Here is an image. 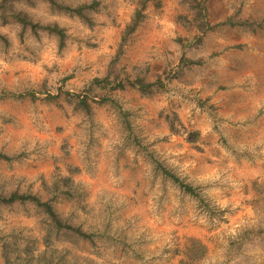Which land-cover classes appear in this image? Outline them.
Listing matches in <instances>:
<instances>
[{"label":"rangeland","instance_id":"rangeland-1","mask_svg":"<svg viewBox=\"0 0 264 264\" xmlns=\"http://www.w3.org/2000/svg\"><path fill=\"white\" fill-rule=\"evenodd\" d=\"M141 2L98 0L93 28L53 14L45 0L17 4L36 21L58 22L67 37L60 50L46 33L27 31L20 39L19 25L0 27L10 42L0 43V151L12 156L0 159V186L47 199L44 181L53 173L79 184V198L53 204L95 235L93 242L55 240L53 254L63 264H184L190 238L207 246L191 264H264V234H256L264 229V139L224 131L231 108L225 99L212 102L204 88L217 71L232 80L264 66V0H207L209 26L194 21L189 3L148 0L144 19L113 63ZM229 17L241 23L223 25ZM178 42L204 45L191 50L202 62L185 74L191 84L164 76L163 87L142 95L137 88L92 81L111 73L130 80L143 74V64L169 70L179 61ZM84 96L92 116L76 107ZM105 98L129 110L131 131ZM131 135L141 136L164 166L200 188L203 202L158 172ZM45 222L32 203L2 206L0 264H8L4 254L16 257L27 245L34 256L43 251Z\"/></svg>","mask_w":264,"mask_h":264},{"label":"trees","instance_id":"trees-1","mask_svg":"<svg viewBox=\"0 0 264 264\" xmlns=\"http://www.w3.org/2000/svg\"><path fill=\"white\" fill-rule=\"evenodd\" d=\"M50 10L53 14L56 15H65L69 17L78 18L84 25L89 28H93L96 25V20L94 18V13L99 10L98 0H88L85 2H70L67 0H45ZM185 3H189L193 7L192 17L194 21L201 22L203 25L209 26L210 22L206 14V2L207 0H181ZM148 0H142L140 7H137L133 13V16L130 22L126 25L124 32L122 34L121 44L119 50L116 52L111 62L115 63L121 59L123 53V46L126 44L128 37L134 33L140 22L144 19V9ZM30 4L35 5L36 0H0V27L5 26L11 23L17 24L20 26L19 36L20 39L24 34L29 31L34 36H40V33H46L50 36H53L57 40V48L63 49L66 45L67 31L61 26L58 22H48L42 23L34 20L29 14L18 8L17 4ZM223 25H228L230 27H235L241 23V21H235L230 17L222 22ZM242 25L250 27L251 24L248 21H242ZM0 43L2 46L9 45V39L7 35L1 32L0 30ZM193 46V44H195ZM178 42L179 47L177 52L179 53V61L177 64L169 65V70H161L164 72H159L157 68L153 67L151 64H143L140 71L143 74L137 73L132 79H116V74L112 79L110 75L103 78H94L92 81L94 83L101 84H111L117 88L126 89L137 88L142 95H148L152 93L154 87H163L164 80H169L171 78H181L183 79L185 74L189 71H192L196 65L202 64L200 58L197 55L191 54V50L197 48H203L201 42ZM200 46V47H197ZM190 53V54H189ZM191 55V56H188ZM194 55V56H193ZM162 56V54H161ZM193 56V58H191ZM156 58V57H155ZM154 58V59H155ZM142 64V63H140ZM127 65V64H124ZM139 65V63H138ZM124 70V66L122 67ZM133 70H139V67L133 66ZM188 75V74H187ZM165 76V79L163 77ZM188 77V76H187ZM187 84L195 82L194 80H187L184 78ZM91 81V82H92ZM110 81V83H109ZM215 81H210L209 86ZM116 85V86H115ZM1 97V96H0ZM33 97V96H32ZM88 97L84 96L80 98L76 107L82 111L85 115L92 116V108L88 102ZM104 101H110V103L116 105L119 109L120 115L124 117L122 120L126 128L131 131V126L128 122V117L130 115L129 110L124 111L114 99L105 98ZM171 128H174V125H170ZM130 138L136 146L144 148L148 153L151 160L155 163V168L160 172L164 177L170 179L174 184L186 194L195 197L196 199L203 202V197L201 196L200 188L186 182L183 178L178 176L174 171L164 166L161 161L153 156V152H149L148 149L143 144V139L138 135L127 136ZM11 155L0 151V159L10 160ZM155 157V158H154ZM47 182L44 181V187L48 193V198L43 199L38 193L33 192L32 190L20 191L19 189H14L11 191H6L4 189V184L0 186V211L2 206L13 205L14 203H32L37 210L45 217V235L43 236V243L45 249L37 256H34L33 251H31L30 246L27 245L23 247V254H18L16 257L10 256L7 252L4 254V258L8 264H63V257L54 255L56 252L55 240L63 238L68 240H77L83 239L85 241L93 242L95 232L87 231L82 228L81 225L74 224L71 217H63L55 208L53 202L60 199L61 197L68 200L79 198V184L74 181L70 176L61 177L53 173ZM256 234H264V229L257 230ZM30 242H28L29 244ZM188 245L185 248V257L187 258L184 261V264H191V262L197 258H201L207 252V246H205L200 240L196 238L188 239ZM21 250V251H22Z\"/></svg>","mask_w":264,"mask_h":264},{"label":"crops","instance_id":"crops-1","mask_svg":"<svg viewBox=\"0 0 264 264\" xmlns=\"http://www.w3.org/2000/svg\"><path fill=\"white\" fill-rule=\"evenodd\" d=\"M213 79L215 82L212 86H209V81L204 87L205 96H212V102L220 105L225 99V103L231 108V113H226L222 121L227 127L224 131L227 130L228 134L233 135L241 134L244 139L251 136V141L255 142L264 139V66L251 76L244 78L237 76L232 80L224 79L217 71ZM222 85L228 86L221 90ZM237 106L239 108L236 110Z\"/></svg>","mask_w":264,"mask_h":264}]
</instances>
